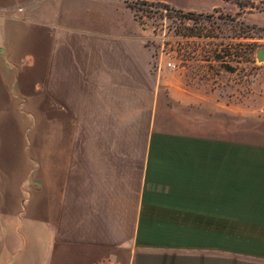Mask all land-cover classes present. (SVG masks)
Instances as JSON below:
<instances>
[{
    "label": "crops",
    "instance_id": "crops-1",
    "mask_svg": "<svg viewBox=\"0 0 264 264\" xmlns=\"http://www.w3.org/2000/svg\"><path fill=\"white\" fill-rule=\"evenodd\" d=\"M129 2L0 0V264H264V81L191 84Z\"/></svg>",
    "mask_w": 264,
    "mask_h": 264
},
{
    "label": "rangeland",
    "instance_id": "rangeland-1",
    "mask_svg": "<svg viewBox=\"0 0 264 264\" xmlns=\"http://www.w3.org/2000/svg\"><path fill=\"white\" fill-rule=\"evenodd\" d=\"M127 1L154 54L177 64L191 84L234 102L263 83L256 51L264 50V0Z\"/></svg>",
    "mask_w": 264,
    "mask_h": 264
},
{
    "label": "water",
    "instance_id": "water-1",
    "mask_svg": "<svg viewBox=\"0 0 264 264\" xmlns=\"http://www.w3.org/2000/svg\"><path fill=\"white\" fill-rule=\"evenodd\" d=\"M256 57L258 62H263L264 61V50H257L256 51Z\"/></svg>",
    "mask_w": 264,
    "mask_h": 264
},
{
    "label": "built area",
    "instance_id": "built-area-1",
    "mask_svg": "<svg viewBox=\"0 0 264 264\" xmlns=\"http://www.w3.org/2000/svg\"><path fill=\"white\" fill-rule=\"evenodd\" d=\"M166 67H167L168 69H171V70H176V69H178L177 64H175L174 62H171V61H166Z\"/></svg>",
    "mask_w": 264,
    "mask_h": 264
},
{
    "label": "trees",
    "instance_id": "trees-1",
    "mask_svg": "<svg viewBox=\"0 0 264 264\" xmlns=\"http://www.w3.org/2000/svg\"><path fill=\"white\" fill-rule=\"evenodd\" d=\"M238 3H239L238 5H239L240 7H242V6H241V2L239 1ZM128 5L130 6L131 10H133V8L131 7V5H130V4H128ZM188 15L193 16L192 14H188Z\"/></svg>",
    "mask_w": 264,
    "mask_h": 264
}]
</instances>
